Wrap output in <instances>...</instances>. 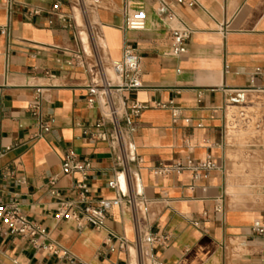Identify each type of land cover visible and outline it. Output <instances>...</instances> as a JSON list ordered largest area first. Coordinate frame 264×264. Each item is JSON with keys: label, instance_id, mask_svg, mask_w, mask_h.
I'll use <instances>...</instances> for the list:
<instances>
[{"label": "crops", "instance_id": "obj_1", "mask_svg": "<svg viewBox=\"0 0 264 264\" xmlns=\"http://www.w3.org/2000/svg\"><path fill=\"white\" fill-rule=\"evenodd\" d=\"M11 1L9 16L6 0H0V192L5 200L17 199L22 214L46 230L44 244L67 252L77 263L139 264L134 249L110 252V234L134 241L125 207L114 208L99 230H80L55 218L59 201L50 193V179L58 180L57 191L65 199L76 197L74 186L81 181L78 175L62 174L65 155L74 152L90 163L89 200L94 204L116 198L108 186L116 155L109 144L93 143L84 134L99 111L87 103L89 76L70 65L76 49L73 32L50 27L46 14L25 15L28 9L46 12L58 0ZM102 1L93 22L102 27L99 45L108 61L119 62L126 43L141 61L144 89L125 94L128 104L149 107L130 126L134 153L143 161L137 194L154 203L148 210L149 230L170 237L167 247H145L151 264H264V235L251 232L254 222L264 218V182L256 171L240 178L237 170L234 177L215 172L198 182L190 172L168 177L152 172L160 164L188 159H210L226 167L238 158L224 137L225 109L246 107L264 115V79L255 77L257 70L264 72V0H198L197 9L171 5L174 21L162 0ZM139 8L147 15L145 30L126 31L125 13ZM62 10L69 13L67 4ZM7 26L5 37L1 30ZM182 26L192 29L193 36L187 54L177 59L170 56L172 31ZM37 90L52 130L30 142L35 120L29 106ZM171 109L181 112L176 122ZM246 178L249 184L243 185ZM20 179L25 184L16 182ZM222 197L223 210L217 213ZM77 263L37 251L30 240L0 224V264Z\"/></svg>", "mask_w": 264, "mask_h": 264}, {"label": "built area", "instance_id": "obj_2", "mask_svg": "<svg viewBox=\"0 0 264 264\" xmlns=\"http://www.w3.org/2000/svg\"><path fill=\"white\" fill-rule=\"evenodd\" d=\"M6 2L10 16L12 1L6 0ZM161 2L168 10L171 21L177 18L171 10V5L188 9L200 7L198 0H162ZM65 4L69 7V13H64L62 10ZM102 9V0H58L46 12L28 9L25 13L27 17H39L46 14L50 27H59L62 30L73 32L76 49L72 53L70 65L89 76L87 103L99 111L98 118L84 129V134L93 143L109 144L116 155L115 176L108 185L116 195L113 200H100L96 204L89 200L91 190L88 177L91 165L88 161H80L74 152H68L65 155L62 174L64 176H80L81 181L74 186L76 197L65 199L57 191L58 180L56 178L50 179L48 184L52 197L59 201L55 218L58 221L72 222L80 230L87 227L102 229L114 208L125 207L131 215L134 241L110 234V252H130L134 249L138 253L139 264H143L145 260H150L145 247L154 245L167 247L170 237L167 234H154L149 230L148 210L154 203L137 194V175L143 161L134 153L130 138V126L149 107L137 102L128 104L125 94L137 93L144 89L141 61L137 51L129 43L124 45L119 62L108 61L105 49L99 45L103 40L102 27L98 21L97 23L93 22L97 13ZM146 21L147 15L143 9L127 10L124 28L126 31L142 32L146 28ZM1 31L5 37L9 36L8 26ZM84 35H87L86 42ZM192 36L193 31L189 27L182 26L174 29L170 56L178 59L186 55L188 42ZM227 71L228 67L226 66L225 72ZM255 77L264 79V72L257 70ZM42 102V91L37 90V96L29 106L35 120L34 133L30 136V142L44 139L52 130L51 122L42 112ZM171 111L176 122L180 118L181 112L178 109H171ZM185 122L189 124L188 120ZM224 137L227 140L228 148L233 154L238 155L237 159L229 161V166L220 167L210 159L204 162L188 159L185 164L176 163L172 166L160 164L154 167L153 175L168 177L190 172L193 175V180L198 182L207 181L215 172L223 173L226 177H234V172L237 170L241 172V175L238 176L240 178L249 176L251 172L256 171V178L264 182V115L255 109L246 107H227L225 109ZM249 140H258V142ZM13 176L9 175L10 178ZM16 182L25 184L24 179L16 180ZM261 186L264 187V184ZM192 190L195 188L193 187ZM202 191L206 193L207 188H203ZM223 202V197L217 200V213H222ZM0 224L7 228L12 235L30 240L37 251L47 252L60 259L77 263L67 252L51 244H44L43 241L47 237L46 230L32 223L22 214L20 202L17 199L5 200L2 192H0ZM251 232L258 236L264 235V218L254 222Z\"/></svg>", "mask_w": 264, "mask_h": 264}, {"label": "rangeland", "instance_id": "obj_3", "mask_svg": "<svg viewBox=\"0 0 264 264\" xmlns=\"http://www.w3.org/2000/svg\"><path fill=\"white\" fill-rule=\"evenodd\" d=\"M100 52L102 53V51H100ZM104 60H105V58H104ZM249 181H250V180H248L247 178H246V179H243L242 184H243V185H247V184H249ZM235 192H236V194L241 195V194H243V192H245V191H238V192L235 191ZM237 196H238V195H237ZM241 196H242V195H241ZM241 196H239V197L241 198ZM242 198H244V200H245V199L247 200V198H248V199H251V198H249L248 196H246V197L244 196V197H242ZM239 200H240V199H239ZM239 200H238V201H239ZM147 262H148L149 264H151V261H150V260L147 261Z\"/></svg>", "mask_w": 264, "mask_h": 264}, {"label": "bare ground", "instance_id": "obj_4", "mask_svg": "<svg viewBox=\"0 0 264 264\" xmlns=\"http://www.w3.org/2000/svg\"><path fill=\"white\" fill-rule=\"evenodd\" d=\"M86 36V39H87V35H85Z\"/></svg>", "mask_w": 264, "mask_h": 264}]
</instances>
